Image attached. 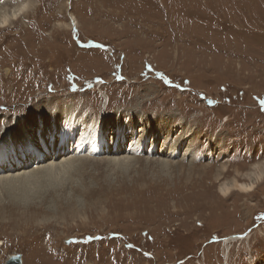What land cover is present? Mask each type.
I'll return each instance as SVG.
<instances>
[{
	"label": "rangeland",
	"instance_id": "rangeland-1",
	"mask_svg": "<svg viewBox=\"0 0 264 264\" xmlns=\"http://www.w3.org/2000/svg\"><path fill=\"white\" fill-rule=\"evenodd\" d=\"M32 1L0 28L1 131L11 135L6 114L18 124L38 105L58 115L68 104L94 141L106 122L110 139L132 120L151 130L148 154L167 134L182 139L167 167L109 166L101 153L61 183L0 189V264H264V179L218 192L264 161V0H149L147 11L133 0ZM70 11L83 28L55 25ZM230 234L244 238L227 244Z\"/></svg>",
	"mask_w": 264,
	"mask_h": 264
},
{
	"label": "bare ground",
	"instance_id": "bare-ground-1",
	"mask_svg": "<svg viewBox=\"0 0 264 264\" xmlns=\"http://www.w3.org/2000/svg\"><path fill=\"white\" fill-rule=\"evenodd\" d=\"M73 1L74 0H67L68 5L70 2ZM147 1L149 0H133V3L135 2L138 3L140 9L143 5L141 10L147 11V5L145 4V2ZM34 5L35 2H33L32 0H0V28L12 29V27H14L15 20H20L24 18L28 14V12L31 11ZM67 14L69 15V22H63L59 20L56 21L55 25L61 28L62 30H67V29L79 30L80 28H83L81 19L77 14L71 11L67 12ZM115 14L116 13L112 12L111 16L116 19L117 18L120 19V16L118 14L116 15ZM87 51H98V49L90 48V50ZM41 105L44 107V104ZM64 106L66 108L68 107L69 109L67 108L64 112L62 111V113L58 115H52V114L46 115L40 113L42 109L38 105L36 108L38 110H36L35 112L33 111V114L29 115L32 118L27 119L24 117L21 120V122H18V124H16V122L19 121L17 120L18 119L17 117L13 118L10 116L11 114H6V118H4L5 120L4 122H6V124H9L8 125L9 127L11 124L12 127H11V135H8L7 132H5L6 133L5 134L4 131L0 130V155H2V157H0L1 158L0 189L8 188V190L12 191L13 188L15 189L16 187H25L27 189V187L31 185H35L40 181H52V182L56 181V183L57 181L60 182L64 178H67L72 173H74V171H76L79 168V166L81 167L84 166V164H87L88 161L93 160L94 158L99 159L98 157H96L97 155L95 154H101V153L104 154L103 156L106 157L105 158L101 157L98 161L105 160L106 162L110 163V164L107 163V165L112 166L113 164L115 167H120V168H127L130 165H132L134 161L140 162L141 159L147 160L145 161L147 163L153 161L165 167L173 164V160H175L174 158L176 152L172 151L171 149L175 150V147L178 146L180 140L182 139L181 137L179 138L178 141L169 143L170 135L167 134L166 137H163V145L161 146L162 150L160 151L155 150L154 148L155 144H153L152 142L151 151H149L148 154L147 148L143 146V142L145 138L148 139V136L152 134V133L150 134L151 130L149 131V133H147L143 125L139 126L140 128L138 129V127L135 126L136 120H132V122L129 125L125 124V122L119 126H117L118 124L117 125L113 124L114 133L112 134V137L110 139L106 135L105 126L106 124L108 126V122H106L104 127L101 126L103 127L102 130L104 137L94 141L93 138L91 139L89 137L91 136L90 135L91 131L88 125L86 124V122H83V120H79V118H77L72 111H71L72 113L70 112L71 110L70 107L72 105L65 104ZM72 109H74V107ZM47 121L50 123L51 129L47 128V125L49 124ZM14 125L17 126L14 127L13 129ZM97 125H99V122H97ZM58 130L61 131V133L58 135L60 138L59 140L58 138L55 140L54 139L55 137L53 136L57 134ZM141 132L142 134H140ZM136 133L138 135H136ZM20 134H23V136L25 135L28 138V143L26 145L21 144L17 146L16 144H14L13 142L14 137ZM98 137H99V133H98ZM39 139H41L42 145L32 146L29 144L32 143L33 145H37L40 142ZM185 139L186 137H184V140ZM9 142L11 148L9 152L4 153V151L8 150L9 148L8 146ZM69 142H72V146H70L69 149H67V143ZM142 151L145 154H147L148 157L141 158L140 156V158H137L139 157V155H137L136 153ZM151 154L156 156H152ZM183 155L186 157H190L192 155V150L187 149ZM40 158H43L42 159L43 161H39L38 163V161L35 159H40ZM36 161L37 163H34ZM224 171H228V169L224 168ZM244 177L247 179V181H240L237 178H232L229 179V181L222 182L219 185L220 187L218 189V192L223 197H229V195L234 191H238L242 193H249L253 191L255 188H257L258 186L257 183L262 182L264 179V161L254 162L252 164L251 169L244 174ZM221 179H222L221 175L216 176V180H221ZM73 189H77V187H74ZM21 190H23V188H21ZM40 199L42 200V198ZM17 234H15V236H17ZM227 238L228 240L226 242L228 244L235 239L236 240H240V238L243 239L244 235L230 234L229 236H227ZM13 261L15 260L13 259Z\"/></svg>",
	"mask_w": 264,
	"mask_h": 264
},
{
	"label": "water",
	"instance_id": "water-1",
	"mask_svg": "<svg viewBox=\"0 0 264 264\" xmlns=\"http://www.w3.org/2000/svg\"><path fill=\"white\" fill-rule=\"evenodd\" d=\"M20 259H17V260H15V261H13V260H9L6 264H19L20 263Z\"/></svg>",
	"mask_w": 264,
	"mask_h": 264
},
{
	"label": "crops",
	"instance_id": "crops-1",
	"mask_svg": "<svg viewBox=\"0 0 264 264\" xmlns=\"http://www.w3.org/2000/svg\"><path fill=\"white\" fill-rule=\"evenodd\" d=\"M38 17H40V16H38Z\"/></svg>",
	"mask_w": 264,
	"mask_h": 264
}]
</instances>
